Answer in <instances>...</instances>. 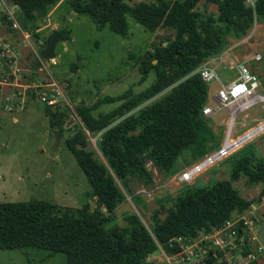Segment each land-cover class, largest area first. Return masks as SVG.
Masks as SVG:
<instances>
[{
	"label": "trees",
	"instance_id": "obj_1",
	"mask_svg": "<svg viewBox=\"0 0 264 264\" xmlns=\"http://www.w3.org/2000/svg\"><path fill=\"white\" fill-rule=\"evenodd\" d=\"M5 1L18 6L26 21L37 23L62 0ZM199 1L143 0L131 7L126 0H67L76 14L90 16L100 28L109 25L122 36L129 33L127 15L131 13L149 30L174 28L175 38L166 45H156L153 51L141 57L142 80L151 73L156 75L150 87L137 94L129 88L119 95L106 96L97 103L77 108L84 127L68 137L67 144L90 182L91 194L98 196L96 207L92 208L88 202L77 212H62L56 204L45 199L0 202V249L32 246L53 253L65 252L67 264H150L148 257L160 248L172 255L182 251L181 244L173 240L176 237L183 236L188 241L201 239L221 228L227 220L252 209L255 201L242 196L234 182L244 175L252 182L264 183V156L257 157L254 152L242 154L236 160L229 178L188 187L178 196L166 219L155 223L153 231L135 213L125 215L124 225L108 226L115 218L117 206L126 198L117 181L130 192V175L149 179L147 158L170 174L185 151L200 159L210 150L215 134L203 112L208 104L209 86L200 73H190L206 57L220 51L224 30L214 31L203 24L195 11ZM205 1L217 3L220 21L239 33H244L255 20L264 23V0H256L254 5L246 0ZM0 14L6 27L12 28L7 26L9 15L1 11ZM59 31L63 40L71 38L69 29ZM34 60L31 79L36 78L40 65L38 59ZM176 82L167 95L103 133L100 150L107 162L84 148L87 143L84 128L100 131ZM38 91L32 87L29 95L35 97ZM119 101L121 104L117 108L94 115L93 111L101 103ZM45 105L51 126L64 133L65 112L59 107L54 111ZM261 196L264 197V187ZM240 240L243 241L241 252L247 255L252 251L248 235L242 232ZM223 251L212 248L206 264H223L218 261L224 258ZM249 264L259 263L254 260Z\"/></svg>",
	"mask_w": 264,
	"mask_h": 264
},
{
	"label": "rangeland",
	"instance_id": "obj_2",
	"mask_svg": "<svg viewBox=\"0 0 264 264\" xmlns=\"http://www.w3.org/2000/svg\"><path fill=\"white\" fill-rule=\"evenodd\" d=\"M126 1L133 7L143 0ZM255 1L246 0L249 5H254ZM10 10L15 14L20 26L30 34L28 41L20 31L10 37L17 47L16 53L23 54V56L19 55V66L23 68L22 72L25 74L21 72V76L18 75L20 78L18 82L27 83L28 76L32 72L31 65L35 62L34 58L38 59L36 51L41 56L49 36L55 30L67 28L71 31V38L57 44L54 58L42 57L43 63L39 65L37 75L39 73L40 81H42L41 76L50 74L57 82H68L69 85L60 103L51 106L54 111L59 107L67 116L61 142L56 146V131L59 128L51 126L50 117L45 114L44 103L38 99V95L32 101L14 95L16 91L24 93V88L10 84L13 81H9L7 76H10L15 69H7L0 61V90L3 101H7L6 97H11L15 104L12 112L0 109V202L45 199L56 204L62 212H77L88 202L92 208H95L98 197L91 194L90 182L67 144V138L84 127L77 108L80 105L97 103L106 96L119 95L129 88H133L134 93L137 94L150 87L156 81V75L151 73L142 80L139 71L141 57L144 53L153 51L156 45L161 43L166 45L172 41L175 38V30L171 27L149 30L128 13L129 33L127 36H122L111 30L109 25L100 28L90 16L76 14L69 2L63 0L61 8L57 11L59 20L56 21L51 17L52 23L39 31L34 26L39 21L37 23L26 21L22 13L19 14L18 7L0 0V11L4 14ZM195 11L203 24L209 25L214 31L224 30L219 43L220 51L206 57L201 65L190 73H199L200 69L207 65L216 68L221 79L208 83V103H212L215 107L214 114L204 115L215 134L214 140L210 143V150L206 154L208 155L223 144L232 117L230 110L218 109L214 105V96L221 83L227 84L236 78L240 64H246L257 76L260 86L256 94L262 97L237 113L232 137H238L264 120V23L255 20L244 33H239L220 21L217 3L201 0ZM1 17L0 14V34L5 36L6 23ZM23 39L28 43L26 48L20 45L19 41ZM258 55H261L260 60L256 59ZM156 62L155 60L154 63ZM26 70L28 72H25ZM176 84L177 82L142 102L100 131L91 132L84 128L87 135L84 148L93 151L97 158L107 162L100 150L103 133L127 116L137 113L143 107L167 95ZM28 94L29 89H26L23 95L27 97ZM120 104L121 101L101 103L93 113L98 116L117 108ZM21 107H24V110ZM253 152L257 157L264 156V131L190 182H182L178 179L183 169L198 160L189 151H185L179 157L176 169L170 174L147 158L145 164L149 179L130 175L128 177L130 192L120 181H117L126 198L117 206L115 218L108 226L124 225L125 215L135 213L141 217L147 228L153 231L155 223L166 219L169 211L175 206L178 196L188 187L205 186L229 178L236 160L242 154ZM234 184L242 196L255 201V208H252L254 211L264 208V197L261 196L264 183L252 182L243 175ZM262 220L264 222V217ZM260 227L264 230V224ZM253 232L257 235L255 227ZM0 264H67V254L53 253L48 249L32 246L0 249Z\"/></svg>",
	"mask_w": 264,
	"mask_h": 264
},
{
	"label": "built area",
	"instance_id": "obj_3",
	"mask_svg": "<svg viewBox=\"0 0 264 264\" xmlns=\"http://www.w3.org/2000/svg\"><path fill=\"white\" fill-rule=\"evenodd\" d=\"M11 26L16 30H19L28 41L30 34L20 26L13 13L11 15ZM16 49L17 47L12 39L0 34V61L8 69L14 68L15 70H13L11 75H17L18 77V75L21 76L20 73L22 72L23 68L19 66V55L18 52L16 53ZM36 55L38 56L37 58L40 64L43 63L42 54L40 56L36 51ZM256 59L260 60L261 55H258ZM25 72L28 71L26 70ZM199 73L201 74L203 80L207 83H210L213 80H221L216 68L212 66H203L200 69ZM31 74L28 76L29 78L27 83H19L17 81L14 86L24 88V93L26 89L28 90L32 87L38 88V95L42 102L50 106L58 105L60 103V100L64 96V91L66 90L69 83L57 82L53 78V76L47 73V75L41 76L42 81L39 80V73L36 78L31 79ZM7 79L11 81L10 76H7ZM18 80H20L19 77ZM259 86L260 81L246 64L239 65L238 75L235 79L231 80L227 84L221 83V87L218 89L213 100L214 105L218 109L227 108L231 112L232 117L229 121V131L227 133V136L218 150L211 152L206 156H203L191 166L183 169L178 175V179L180 181H192L199 174L203 173L223 158L228 157L234 151L242 147L247 141L251 140L257 134L264 131L263 120L258 123V125L252 127L238 137H232L233 124L237 113L239 111H243L256 102V99L253 100L252 96L257 93V89L259 88ZM24 93L23 91H16L13 94L22 96L24 100ZM6 100L7 101L5 102L3 101L2 90H0V109L6 108L10 111L13 110L15 108V104L14 101H12V98L6 97ZM203 112L206 115L214 114L215 107L212 103H208L204 107ZM252 208L254 209L255 206L253 205ZM253 209L245 214L237 215L236 217L227 220L221 228L217 229L211 234L202 237L201 239L188 241L186 237H176L173 240L181 244L182 251L175 254L174 258L178 255H182V258L180 259L181 264H206V259L208 258L210 250L212 248H220L224 251L238 250L239 253L235 256L241 258V260L244 261V264H249L254 260L259 261V253L264 252V247L262 245L257 246L256 252L252 251L247 255H243L241 252L243 248V241L240 240L242 232H245L248 235L249 244L258 240L257 235L253 232L256 224V212ZM243 237L244 235L242 236V238Z\"/></svg>",
	"mask_w": 264,
	"mask_h": 264
},
{
	"label": "crops",
	"instance_id": "obj_4",
	"mask_svg": "<svg viewBox=\"0 0 264 264\" xmlns=\"http://www.w3.org/2000/svg\"><path fill=\"white\" fill-rule=\"evenodd\" d=\"M62 2H63V0L60 1L57 5L53 6L54 7V8L52 7L53 9L51 8L49 14L42 21L39 22L40 25H36L37 30L40 31V30H43L44 28H46L47 26H49L52 23L51 17L53 19H55L56 21L59 20L57 18V11L61 8ZM13 6H15V5H13ZM15 7H18V6H15ZM18 9H19V14H20L21 10H20L19 7H18ZM12 13L13 12L11 10L9 12H7V14L9 15V18H10V21H8V23H7V26H9V27H11V25H9V22H11ZM47 17H48V19H47ZM47 20H49V22H47ZM43 22H46V23L42 24ZM41 24H42V27H41ZM17 31L19 32V30H16L14 28H10L9 29V28L6 27L5 37H8V38L13 37L14 34L17 33ZM23 40L19 41L20 45L22 47L24 46L26 48V46H28V43H27V41L25 39H23ZM20 54L18 53V55L23 56L22 53H20ZM13 77H14V79H13V83L12 84H16L17 81H18V77L15 76V75ZM38 97H39V95H38ZM33 98H34V96L28 94L27 97L25 95L24 100H28L29 99V100L32 101ZM38 99L40 100V98H38ZM43 105H44V108H45V114L48 117L45 103ZM21 108H23V110H24V107H21ZM1 109L5 110V111H8V112H12V111H10V110H8L6 108H1ZM16 120L17 119L15 118V121ZM256 206L260 207V205H256ZM255 212H256L255 229L257 231L258 240L250 244V247H251L252 251H254V252H256V248H257L258 245H262L264 247V232L262 233V231H264V230L260 227L262 224H264V222L262 220L263 217H264V208L263 209H259V210L255 211ZM223 252H224V258H222V259L218 258V261H221L222 263L225 262V264H244V261L241 260V258L235 256V255H237L239 253L238 250L223 251ZM174 255L175 254L172 255L170 253H167L165 250L161 249V254L160 255H156L155 256V255L152 254L151 256L148 257V261L150 262V264H181L180 263V259L182 258V255H178L175 258H174ZM258 256H259L258 263L259 264H264V252L259 253Z\"/></svg>",
	"mask_w": 264,
	"mask_h": 264
},
{
	"label": "water",
	"instance_id": "obj_5",
	"mask_svg": "<svg viewBox=\"0 0 264 264\" xmlns=\"http://www.w3.org/2000/svg\"><path fill=\"white\" fill-rule=\"evenodd\" d=\"M9 25H11V22H9ZM62 40H63V36L60 33V31L55 30L54 33H52L47 39L46 46L41 52L42 56L47 59L54 58L56 55L55 50H56L57 44ZM13 79H14L13 75H10V80L12 81ZM62 136H63V133L57 130L56 131V146L60 144ZM160 254H161V249H158L153 253V255L155 256L160 255ZM223 264H225V262H223Z\"/></svg>",
	"mask_w": 264,
	"mask_h": 264
},
{
	"label": "bare ground",
	"instance_id": "obj_6",
	"mask_svg": "<svg viewBox=\"0 0 264 264\" xmlns=\"http://www.w3.org/2000/svg\"><path fill=\"white\" fill-rule=\"evenodd\" d=\"M256 96V97H255ZM253 97V100H258V98H261L262 96H258L256 93L252 96ZM255 97V98H254ZM252 103H253V101H252Z\"/></svg>",
	"mask_w": 264,
	"mask_h": 264
}]
</instances>
